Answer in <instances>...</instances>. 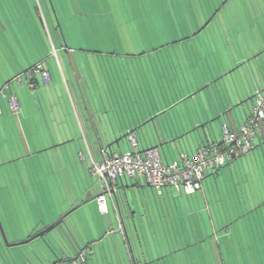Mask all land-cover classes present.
<instances>
[{
    "label": "crops",
    "instance_id": "obj_1",
    "mask_svg": "<svg viewBox=\"0 0 264 264\" xmlns=\"http://www.w3.org/2000/svg\"><path fill=\"white\" fill-rule=\"evenodd\" d=\"M81 4L92 6L93 13L89 12L88 15H94L89 22ZM133 4H142L143 9L151 5L152 12L158 16H163L166 10V19L163 21L156 17L157 21L153 23L161 22L160 35L168 28L166 34L175 42L193 37L206 43L202 49L184 48V45L157 50L126 47L127 41H132V38L125 34L121 37L110 35L109 27L119 22L122 26L131 25ZM214 9L216 13L213 17L210 16L201 29H194L196 18L199 16L200 21L204 14L207 18V14L210 15ZM142 15L141 19H144L147 13L143 12ZM141 25L147 26L145 21H141ZM7 27L12 28L10 37L3 35ZM46 31L52 41L59 42L60 51H64V64L61 58L58 61L60 64H56L50 51V41L45 36ZM88 31H93L92 48L80 44L83 41L82 32ZM146 35L142 32L143 39L139 36L138 40L149 41ZM94 37H97L96 40ZM67 44L95 57L113 58L116 64L101 59H94L90 64L80 58L81 53L75 54L77 51L68 48ZM19 55L27 63H20ZM113 55L127 57V60L118 61ZM262 56L264 0H75V4H71L70 0H0V66L8 67L1 72L17 74L5 82L8 77H4V88H10V82L17 79H21L24 85V74L29 84L30 79H34V87L46 83L48 78L43 80L40 73L29 76L30 70L38 63L43 65L45 72L51 73L52 81L54 73L61 68L66 72L67 95L71 98L66 102L67 108L65 104L61 111V120L66 115H73L80 121L83 136L87 138L126 137L129 130L136 134L152 125L153 133L158 136L157 143L152 146L160 148L170 144L173 147L170 155L162 152L165 160L175 158L181 151L192 154L202 144L220 141L217 131L222 130L212 122L219 119L220 124L226 122L236 129V122L242 120V123L246 119L249 113L239 118L242 115L241 106L247 98L246 92L251 91L253 101L256 90L264 89ZM241 67L247 71L242 72ZM235 71H241L233 78L235 84L243 85L240 93L235 90L230 95L223 93L221 99L216 94L208 104L203 102L205 106L193 100L200 90ZM71 102L74 109H70ZM24 103L28 105L29 101L24 100ZM98 143L95 147L91 141L87 143L89 158L82 160L86 162V168L91 166L93 160L101 158L102 150L110 149V144L115 142L107 139L108 144ZM258 147L264 149V123L255 139L254 148L244 157H256ZM42 149H34L32 154ZM28 151L25 149L20 159H29L32 154ZM60 155L65 157L64 154ZM68 165V162L64 166V162L60 161L58 167L67 169ZM223 168L214 175L221 173ZM206 178L202 188L192 194L178 192L172 187H166L161 195L156 192L161 197L155 198V204H147L143 197L137 203L130 194V189L144 187V179H125L120 182L113 198L107 197L109 212L106 214L101 212L97 201V196L102 192L100 183L97 188L94 185L86 188L71 206L89 200L88 204L85 203L89 208L83 204L74 222L64 226V218L46 232L51 233L49 236H44L46 233L39 236L42 240L33 242L36 244L21 258L30 264H50L75 258L85 250L88 264H230L226 252L233 251L237 254L236 264H264L263 210L253 211L255 214L258 211L256 215L260 218L256 225L233 229V221L228 220L226 212L219 208L213 210L210 200L213 195L208 193L210 187ZM147 186L155 192L151 185L147 183ZM55 200L59 198L56 196ZM164 203L173 209H161ZM3 206L6 208L5 204ZM143 206L147 209L139 210ZM5 208L2 210L5 211ZM60 215L62 213L50 222ZM164 219H172L173 224L162 225ZM114 226L116 229L113 231L111 227ZM45 228L38 226L24 235L13 231L10 241L19 242ZM104 229L107 231L100 237ZM242 234L252 238V250L247 262L237 245L242 244ZM14 246L0 243V262L16 264L10 253V247ZM186 251L189 252L186 254ZM231 264L234 263L231 261Z\"/></svg>",
    "mask_w": 264,
    "mask_h": 264
},
{
    "label": "rangeland",
    "instance_id": "obj_2",
    "mask_svg": "<svg viewBox=\"0 0 264 264\" xmlns=\"http://www.w3.org/2000/svg\"><path fill=\"white\" fill-rule=\"evenodd\" d=\"M70 2L71 4H75V0H70ZM81 7L82 10L87 13L86 21L89 22V19L94 15H88L89 12L93 13L92 6L81 4ZM143 12L147 13V15H144V19H141ZM163 13V16H158L156 12L155 14L152 12L151 5L148 8L145 6L143 9L142 4H133V23L131 25L122 26L119 22L118 25L109 27L110 35H116L117 37L119 35L121 37L125 34L127 37L130 36L132 41H127L126 47H132L137 50L173 49L179 45H184V48H203L202 45L206 42L202 39L199 40L196 38V40H194V38L191 37L188 38L189 40L181 42H175L172 38L169 39L168 34H166L169 31L168 28H166V32H164L163 35H160L159 33L162 32L161 22L157 24L153 23L155 20L157 21L156 17L164 21L167 17L166 10L163 11ZM215 13L216 9L212 10L210 15L207 14V18L204 14L200 21L198 16L196 18L197 24L194 26V29H201V27L209 21L210 16L213 17ZM218 13L220 16V12ZM117 20L120 21L118 18ZM141 21H145L147 26L141 25ZM198 23H201V26ZM90 26L92 30L91 20ZM46 30L48 31V28ZM47 31L45 32V36L47 41H50V51L52 50L54 54L53 57L56 64L60 58L64 64V51H60L59 42L56 40L52 41ZM11 32L12 28L7 27L3 35L10 37ZM142 32L147 34L146 37L150 39L149 41L138 40L139 36L143 39ZM81 35L83 36V38L81 37L83 41L80 44L85 45L84 47L92 48L93 31L82 32ZM104 35L105 34H103V36ZM22 36L27 38L25 34H22ZM96 38L97 37H94V40H96ZM128 42L130 43L128 44ZM64 47L67 48L66 46ZM69 47L77 51L75 54L81 53L82 56L80 58L88 61L90 64H93L94 59H101L116 64L113 58L100 55L99 57H95L93 54L82 52L83 50L81 48H77L78 50H76L75 47L68 46V48ZM122 47L124 46H121V48ZM63 50L65 49L63 48ZM113 57L118 61L127 60V57L119 55H113ZM17 58L22 64L25 62L27 63L22 55L17 56ZM17 58L15 56V60H17ZM261 59L263 61L264 57L262 56ZM59 64L60 63L57 65ZM242 68L243 67L240 69L242 72L247 71V69L243 70ZM5 69H8V67L3 66L2 68L0 66V105L2 108V111H0V220L2 221L7 236V242L12 243L10 239L12 238L11 233L13 231L24 235L38 226H50V223L57 221L62 215L69 212L71 208H74L71 205L86 188L93 187V185L97 188V184H99L98 179L96 177H91L89 168L85 167L86 162L84 163L82 161L84 158H89L87 148V143L89 141H91L95 147L96 145L98 146L99 141L100 144L105 145L108 144L106 143L107 139H111V141L115 142L111 149L122 151L127 150L129 142L126 137L122 139H120L121 137L87 138L83 136L84 134L80 128V121L73 115L70 117L66 115L63 117L64 120H61V111L67 100H71L70 96L67 95L68 79L65 76V70L60 68L57 73H54L53 81L50 80L51 73H48V81H46V83H41L37 87L31 88L32 86L29 84L24 74V85L21 84L22 80L18 79L10 82V88L9 86L4 88V82L13 79L14 76L17 75L11 74L12 72L2 73L1 71H5ZM241 71L237 73L235 71L231 74L224 75V77L217 80L212 86L200 90L193 100L197 104L198 101H200L202 105L204 103L208 104L209 99L215 98L216 94L218 98L221 99L223 93L230 95L234 90L240 93L243 85L238 82L235 84L233 78L239 75ZM29 76H31L30 72ZM214 76L218 78L215 72ZM4 77L8 78L3 82ZM245 91H247V85L245 86ZM121 92L123 93V91ZM248 92H246L247 98L244 100L245 103L241 106L242 115H239V118L243 115L245 116L246 113H250L252 110V93L251 91ZM24 100L29 101V104L25 105ZM20 101L22 105H20ZM12 103L18 104L16 110L12 108ZM71 108L74 109L72 102L70 105V109ZM241 121L242 120L236 122L238 124L236 129H239L244 122L241 123ZM212 123L215 124L217 129L222 130L221 132L217 131L219 140H221L223 136V124L226 122L220 124L221 121L218 119ZM152 129L154 128L150 125L146 129H143V131L140 130L136 133L141 149L157 143L158 136H155L156 133H153ZM118 139H120L119 142H116ZM42 148H44V150ZM172 148L170 144H166L165 147H160V150L170 155ZM25 149L27 153L29 152L28 150H30L31 154L34 149H42V151L29 155V159L24 161L23 158L20 159V154ZM257 150L256 157L239 158L237 159L238 161H233L230 166L226 165L221 173L216 175L213 173L206 178L209 180L207 185L210 187L208 193L213 195L210 198L213 210L219 208V210L221 209L223 212H226L228 220L230 222L233 221L231 223L233 229H240L247 225L249 227L256 225L260 218L256 215L258 211H256V214L253 211L259 210L260 212L263 210L264 212V200H261L264 199V149L258 147ZM60 154H64L65 157H62ZM60 161L61 163L64 162V166L66 162H68V168L61 169L58 167ZM132 180L137 179H131V181ZM143 185L144 187L136 188V190L130 189V194L136 199L137 203L138 200L143 197L147 204L153 202L155 204V198L161 196H159L156 191L154 192L149 188L145 180H143ZM207 185L206 190L208 188ZM56 196L59 198L58 201L55 200ZM4 204L6 208L3 206ZM87 204L84 205L85 208H89ZM173 205H175V203H173ZM163 206H160L161 209H173L170 205L166 207L165 203ZM2 208H5V211H3ZM144 208L146 207L143 206L139 210H143ZM78 210L81 211L82 208L80 207L68 217L66 216L62 221V225L65 226L71 224V221L74 222L76 215L78 212L80 213ZM139 212L140 211H138V214ZM60 213H62V215L58 216L55 221L50 222L52 221L51 219ZM146 220H149V218ZM172 221V219H168L167 221L164 219L162 225L167 226V223L172 225ZM159 224H161L160 221ZM77 227L80 230L79 225H77ZM111 228L113 231L116 229L115 226ZM105 231L107 230L104 229L100 237L104 236L103 233H105ZM49 234L51 233H46L44 236H49ZM242 235V244L239 243L237 245L240 249V254L245 255L243 259L247 262L250 257L249 253L252 250V238L248 237L246 234ZM26 239L27 238L20 241ZM37 240L42 239L37 237L29 243L10 247V253L14 256L13 258L16 264H30L28 261H25L24 258L22 259L21 255H24L31 246L35 245L36 243L33 242ZM4 242L8 245L6 241ZM188 252L189 251H186V254ZM226 256L230 264L231 261L236 264V253H233V251L230 253L226 252ZM8 260L11 261L10 258ZM18 260L21 261L19 262Z\"/></svg>",
    "mask_w": 264,
    "mask_h": 264
},
{
    "label": "built area",
    "instance_id": "obj_3",
    "mask_svg": "<svg viewBox=\"0 0 264 264\" xmlns=\"http://www.w3.org/2000/svg\"><path fill=\"white\" fill-rule=\"evenodd\" d=\"M36 73H40L43 80L48 78V72L44 71L41 63L30 70L32 77ZM12 108L16 110L18 104L12 103ZM263 122L264 89H258L252 110L239 129L224 123L220 141L202 144L192 154L181 151L175 158L165 160L157 146L141 149L135 132L129 130L126 134L129 142L127 150L104 149L101 158L93 160L89 167L91 177H96L101 186L102 192L97 196L101 212H109L107 197L113 198L120 182L125 179H144L160 195L166 187L186 194L200 190L209 174L216 173L222 166L247 154L254 147ZM50 264H88V254L82 250L75 258Z\"/></svg>",
    "mask_w": 264,
    "mask_h": 264
},
{
    "label": "water",
    "instance_id": "obj_4",
    "mask_svg": "<svg viewBox=\"0 0 264 264\" xmlns=\"http://www.w3.org/2000/svg\"><path fill=\"white\" fill-rule=\"evenodd\" d=\"M124 137H121L120 139H122ZM116 140V142H119V140ZM112 144H110L111 147ZM159 147V146H157ZM149 184V183H148ZM150 185V184H149ZM89 200H86L78 205H76L74 208H72L69 212H67L66 214H64L63 216H61L57 221L53 222L50 226L46 227L45 229L41 230L40 232H37L36 234L32 235L31 237L27 238L24 241H19V242H15V243H9L7 242L8 240L6 239L5 241L7 242L8 245H20V244H24V243H29L30 241H32L33 239H36L39 236L44 235L46 232H48L49 230H51L52 228H54L58 223H60L69 213H71L72 211L76 210L77 208H79L80 206H82L83 204L87 203ZM1 221V220H0ZM0 232L2 235H6L3 225L2 227H0Z\"/></svg>",
    "mask_w": 264,
    "mask_h": 264
},
{
    "label": "trees",
    "instance_id": "obj_5",
    "mask_svg": "<svg viewBox=\"0 0 264 264\" xmlns=\"http://www.w3.org/2000/svg\"><path fill=\"white\" fill-rule=\"evenodd\" d=\"M17 80H18V79H17ZM33 83H35V81H34V79L31 78V79H30V84H32L33 87H34V84H33ZM0 106H1V105H0ZM247 116H248V115H247ZM263 123H264V122H263ZM263 123H262V127H263ZM254 146H255V143H254ZM253 148H254V147H253ZM253 148H252V149H253ZM252 149H251V150H252ZM251 150H250V151H251ZM250 151H249V152H250ZM249 152H248V153H249ZM248 153H247V154H248ZM247 154H245V155H247ZM245 155H243V156H241V157H239V158H242V157H244ZM239 158H237V159H239ZM237 159H235V160H237ZM235 160H233V161H235ZM233 161H231V162H233ZM231 162H230V163H231ZM230 163H227V164H225V165L222 166V167H225L226 165H228V164H230ZM222 167H221V168H222ZM69 259H72V258H69Z\"/></svg>",
    "mask_w": 264,
    "mask_h": 264
},
{
    "label": "snow or ice",
    "instance_id": "obj_6",
    "mask_svg": "<svg viewBox=\"0 0 264 264\" xmlns=\"http://www.w3.org/2000/svg\"><path fill=\"white\" fill-rule=\"evenodd\" d=\"M0 227H2V221H0ZM7 239L6 235H0V243H3Z\"/></svg>",
    "mask_w": 264,
    "mask_h": 264
},
{
    "label": "flooded vegetation",
    "instance_id": "obj_7",
    "mask_svg": "<svg viewBox=\"0 0 264 264\" xmlns=\"http://www.w3.org/2000/svg\"><path fill=\"white\" fill-rule=\"evenodd\" d=\"M254 101V100H253ZM113 145V144H112ZM110 149H111V147H110Z\"/></svg>",
    "mask_w": 264,
    "mask_h": 264
}]
</instances>
